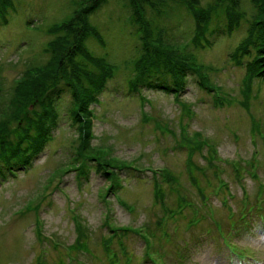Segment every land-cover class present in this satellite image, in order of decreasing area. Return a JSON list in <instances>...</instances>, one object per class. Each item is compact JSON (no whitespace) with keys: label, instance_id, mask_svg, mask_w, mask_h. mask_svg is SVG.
<instances>
[{"label":"rangeland","instance_id":"obj_1","mask_svg":"<svg viewBox=\"0 0 264 264\" xmlns=\"http://www.w3.org/2000/svg\"><path fill=\"white\" fill-rule=\"evenodd\" d=\"M13 1L8 23L0 17V65L7 91L29 65L46 61L43 49L52 38L48 29L66 20L86 0ZM215 1L220 3H199L205 7ZM128 3L101 2L90 14V21L103 42L94 36L87 42L90 50L106 57L113 68V77L101 93L99 104L94 105L95 137L91 143L132 164L130 170H122L125 179L118 190L120 197H104L109 182L94 167L85 175L75 169L79 133L69 113L71 94L64 92L58 100V125L45 150L30 168L23 166L15 170L17 175L0 177V264H36L41 257L44 264H71L67 246L83 242L87 236L88 248L73 250L82 263L72 264H115L116 260L125 264L128 257L116 240L112 248L118 255L112 258L105 251L109 225L141 227L151 222L155 226L164 213L153 193L152 172L157 168H167L174 179L178 178L174 184L160 175L166 207L176 208L186 197L198 209L186 207L182 215L176 213L177 217L164 222L171 242L161 239V243L169 251L166 259L170 264H256L257 259L264 258L245 243L256 228L264 231V83L256 81L249 102L241 104L246 68L232 59L256 12L253 0L221 3V9L235 4L236 10L243 11L242 24L230 31L222 12L209 24L206 37L210 44L194 49L197 61L208 68L210 84L222 87L223 105L215 104L214 93L204 89L197 76L189 77L178 97L161 89L131 91L129 81L140 39ZM165 6L167 9L160 13L150 10L155 28L164 29L172 40L193 48L197 22L189 8L175 0ZM183 102L191 105L190 117ZM254 121L259 130L254 129ZM196 132L215 146L218 158L212 154L209 159L211 153L204 146L188 160L186 141ZM236 161L245 166L241 176L233 166ZM133 166L143 171H135ZM249 170L257 172V177ZM200 191L208 195L203 204ZM37 220L43 234L52 235L61 247L39 238ZM81 232L87 236H81ZM157 233L162 234L160 227ZM123 241L127 252L132 253V264H147L140 234L130 232Z\"/></svg>","mask_w":264,"mask_h":264},{"label":"trees","instance_id":"obj_2","mask_svg":"<svg viewBox=\"0 0 264 264\" xmlns=\"http://www.w3.org/2000/svg\"><path fill=\"white\" fill-rule=\"evenodd\" d=\"M103 1L105 0H86L66 20L53 24L48 29L52 38L43 49L47 55L46 61L41 65H29L8 91L2 82L0 65V176L14 167L30 165L34 157L44 149L58 125V100L64 92H69L72 98L69 113L79 133V145L74 157L77 163L75 169L85 175L94 167L109 181L107 193L115 191L119 185L118 171L127 166V162L109 156L91 143L94 112L92 106L100 102L101 93L113 77V68L108 59L94 54L87 44L91 36L103 42L101 34L90 21V14ZM167 1L170 0H128L132 22L140 39L139 55L134 61L133 76L129 81L130 89L133 92L144 88L161 89L179 94L184 89L187 77L194 73L201 78L202 86L211 92L214 86L204 79L206 66L197 61L194 49L210 44L206 37L209 24L216 17H220L222 12L227 17L230 31L242 24L241 20L245 15L243 11L236 10L238 8L235 4L226 10L221 9V3L225 0H220V3L215 1L205 7L200 6L199 0H175L187 5L197 22L191 48V44L172 40L164 29L155 28V20L151 17L150 10L160 13L167 9ZM253 3L256 12L246 36L232 55L238 66L246 68L241 88L244 96L242 103L246 105L252 97L253 84L256 81L264 83V0H253ZM13 8V0H0V17L3 23H8V14ZM219 99H222V95ZM183 106L185 114L190 113L189 106L186 103ZM201 147L200 140L195 145L190 142V153ZM166 172L164 178L168 174ZM169 177L172 183L177 181L172 175ZM164 193L161 183L155 180L156 202L164 205V211H172L165 206ZM200 194L205 197L204 191H200ZM185 202L196 210L192 202L187 199ZM179 204L182 205L183 200ZM160 222L161 220L158 221ZM148 230L152 236H157V232L150 227ZM83 232L82 236H86ZM143 237L148 257L151 254L148 253L150 245L147 237ZM165 237L170 240L168 235ZM87 240L88 236L83 242H76L72 248L87 249ZM108 243L109 241L105 242L107 251L110 250ZM153 249L157 250L156 247L151 250Z\"/></svg>","mask_w":264,"mask_h":264},{"label":"clouds","instance_id":"obj_3","mask_svg":"<svg viewBox=\"0 0 264 264\" xmlns=\"http://www.w3.org/2000/svg\"><path fill=\"white\" fill-rule=\"evenodd\" d=\"M245 243H247L250 248L259 250L262 257H264V231L256 228L251 235L248 236ZM256 264H264V258L257 259Z\"/></svg>","mask_w":264,"mask_h":264}]
</instances>
